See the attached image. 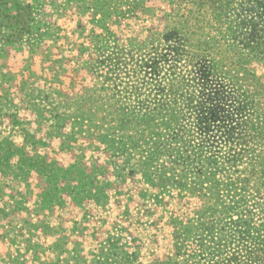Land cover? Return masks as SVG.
I'll return each mask as SVG.
<instances>
[{
  "label": "rangeland",
  "instance_id": "rangeland-1",
  "mask_svg": "<svg viewBox=\"0 0 264 264\" xmlns=\"http://www.w3.org/2000/svg\"><path fill=\"white\" fill-rule=\"evenodd\" d=\"M171 28L212 66L264 43V0H0V264H94L148 243L153 187L133 160L148 148L116 119L137 98L125 69Z\"/></svg>",
  "mask_w": 264,
  "mask_h": 264
},
{
  "label": "trees",
  "instance_id": "trees-1",
  "mask_svg": "<svg viewBox=\"0 0 264 264\" xmlns=\"http://www.w3.org/2000/svg\"><path fill=\"white\" fill-rule=\"evenodd\" d=\"M158 32L130 71L120 64L137 98H122L116 119L135 129L136 150L148 148L133 160L146 168L156 222L148 243L117 242L94 264H264V43L254 37L249 52L211 66L176 28Z\"/></svg>",
  "mask_w": 264,
  "mask_h": 264
}]
</instances>
